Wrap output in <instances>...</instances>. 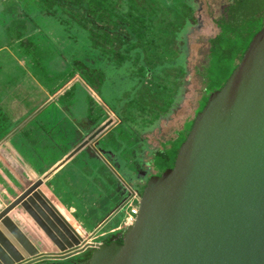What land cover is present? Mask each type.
I'll return each instance as SVG.
<instances>
[{"label":"rangeland","instance_id":"rangeland-1","mask_svg":"<svg viewBox=\"0 0 264 264\" xmlns=\"http://www.w3.org/2000/svg\"><path fill=\"white\" fill-rule=\"evenodd\" d=\"M85 1L50 0L43 8L42 0H0V103L7 105L0 104V211L35 181L11 163L24 148H76L99 132L93 148H122L128 160L159 169L164 159L154 151L173 156L198 113L201 66L222 7L237 4L240 15L264 18V0H103L105 13L96 17ZM106 12L123 27L112 30ZM145 22L161 31L148 33ZM26 201L8 217L17 233L42 224L38 200ZM91 251L36 264H87Z\"/></svg>","mask_w":264,"mask_h":264},{"label":"water","instance_id":"water-1","mask_svg":"<svg viewBox=\"0 0 264 264\" xmlns=\"http://www.w3.org/2000/svg\"><path fill=\"white\" fill-rule=\"evenodd\" d=\"M43 182L0 211V264L62 260L86 247L93 249L87 264H264V25L195 115L173 167L146 181L121 244L87 242L47 203ZM31 197L50 219L36 208L45 226L17 233L9 214Z\"/></svg>","mask_w":264,"mask_h":264},{"label":"crops","instance_id":"crops-1","mask_svg":"<svg viewBox=\"0 0 264 264\" xmlns=\"http://www.w3.org/2000/svg\"><path fill=\"white\" fill-rule=\"evenodd\" d=\"M44 93L47 95L45 98L50 99V95L47 92ZM0 104L2 107L4 106L1 109H6L7 105ZM85 111H87V107ZM78 130L82 133V131L86 132L87 128H78ZM91 136H94L93 140L97 139L98 141L100 135L99 132L97 134L95 132L83 138L87 140ZM74 149L24 148L20 151L19 156L21 164L15 160L11 163L18 165V168H14L15 171L28 168L27 171L35 176L33 183L44 179L41 190L47 203L56 208L58 214L69 217L86 235L84 239L87 242L102 243L121 231L124 216L112 229L100 232L101 229L115 223L117 214L126 212L129 200L137 194L133 172L136 162L132 161L133 159L128 160L127 156H125L126 159L123 156L122 158L118 152L120 151L118 149L122 148H95L96 153L94 148L86 146L67 158ZM126 149L133 150L132 148ZM158 150H155L154 153H157ZM98 151L104 154V158ZM111 151L114 152L113 157L110 155ZM87 152L91 154L90 158L87 157ZM30 164L35 165V172H31ZM127 183L132 184L131 188L127 186ZM36 207L49 218L48 213L38 203ZM101 239L102 241H99ZM89 250L93 251V249L87 248V251ZM86 254L84 252L82 255Z\"/></svg>","mask_w":264,"mask_h":264},{"label":"trees","instance_id":"trees-1","mask_svg":"<svg viewBox=\"0 0 264 264\" xmlns=\"http://www.w3.org/2000/svg\"><path fill=\"white\" fill-rule=\"evenodd\" d=\"M49 1L50 0H42L43 8L46 7V4L49 3ZM62 1L63 0H60V2ZM85 5H87V12L90 13L88 16L94 17L95 13L97 12L101 15L105 13V4L103 3V0H86L83 6ZM222 9V15L218 20H215V25L219 29V32L214 37L209 38L207 41L208 47L206 49V62L201 66V68L203 66L204 67L200 74L203 85V90H201L203 95L200 97V102L198 101L199 107L195 113L200 112L204 108L207 99L212 92L220 89L225 84V81L229 78L238 62L242 58L250 41L264 25V18H259L258 14H253L249 17L240 15L237 11V4L227 3V5L223 6ZM121 13L122 11L119 14ZM125 14V17H129L128 19L132 18V15H128L127 13ZM106 19L108 21L107 24H111L112 30H118V28L123 27L121 22L114 23L108 16V12H106ZM145 23H147V28L145 29L148 31V33L155 35L157 32L161 31L160 27L155 28L151 23ZM127 25H129V31L131 32L130 24ZM135 34L139 36V33L136 29ZM186 34L188 33L186 32ZM129 35L133 36L132 32L129 33ZM140 36H144V34H141ZM146 36L147 34L145 37ZM217 77L225 78L223 81H219ZM194 117L189 122L188 129L185 133L186 136L192 126ZM184 139L185 137L182 139V141ZM180 143L181 142H179L177 147H174L176 149H171L173 156L172 154L168 156L164 151H157L156 154L158 157L164 159V161L161 162V167L159 169L156 168L158 172H162L173 167ZM117 242L121 244L122 238H120Z\"/></svg>","mask_w":264,"mask_h":264},{"label":"flooded vegetation","instance_id":"flooded-vegetation-1","mask_svg":"<svg viewBox=\"0 0 264 264\" xmlns=\"http://www.w3.org/2000/svg\"><path fill=\"white\" fill-rule=\"evenodd\" d=\"M90 145H92V147ZM93 146H95V141L91 142L89 144V146H87V147L88 148H93ZM133 152H136L137 153V151H133ZM119 154L121 156V152L120 151H119ZM15 160H16V162L18 164H21V160H20L19 156L15 157ZM142 162H143L142 164L135 163V166H133V172H134V176H135V179H136L134 185L136 186V188L138 190L137 191V196H139V194L141 195V192H142V190H143V188L145 186L146 181L151 176H153V175H160L159 172H158V170L155 168V165H154V163L152 161L144 160ZM127 186L129 188H131L132 184H128L127 183ZM122 235H123V232L120 231L115 236H113L112 238L106 239L104 242H106V243L117 242L120 238H122ZM89 249H92V248H89ZM84 252L87 253V247L82 252H80V253H78L76 255H73V256H81ZM73 256H69L68 258H71V257L73 258ZM44 261H53V260H44Z\"/></svg>","mask_w":264,"mask_h":264},{"label":"built area","instance_id":"built-area-1","mask_svg":"<svg viewBox=\"0 0 264 264\" xmlns=\"http://www.w3.org/2000/svg\"><path fill=\"white\" fill-rule=\"evenodd\" d=\"M139 197L136 195L132 196L131 199L129 200L127 211L125 212L123 221H122V228L121 231L124 232V230L128 226H132L135 222V218L138 214V201Z\"/></svg>","mask_w":264,"mask_h":264}]
</instances>
